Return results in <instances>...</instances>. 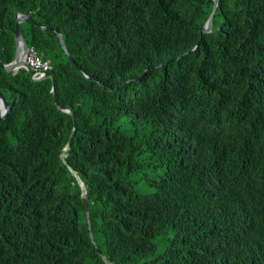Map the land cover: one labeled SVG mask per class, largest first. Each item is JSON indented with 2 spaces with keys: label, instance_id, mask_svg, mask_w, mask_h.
Masks as SVG:
<instances>
[{
  "label": "trees",
  "instance_id": "trees-1",
  "mask_svg": "<svg viewBox=\"0 0 264 264\" xmlns=\"http://www.w3.org/2000/svg\"><path fill=\"white\" fill-rule=\"evenodd\" d=\"M214 4L0 0L55 74L0 66V264H264V0Z\"/></svg>",
  "mask_w": 264,
  "mask_h": 264
},
{
  "label": "water",
  "instance_id": "water-1",
  "mask_svg": "<svg viewBox=\"0 0 264 264\" xmlns=\"http://www.w3.org/2000/svg\"><path fill=\"white\" fill-rule=\"evenodd\" d=\"M219 1L220 0H215V4H214V7H213L211 14H210L209 18L207 19L206 23L201 28L202 31L210 32L213 30V24H214L213 20H214V16H215ZM22 23L38 24L45 31H51L52 30L50 27H47V26L39 23L31 14L17 10L16 11V29H15V33H14L15 41H16V54H15L14 59L8 63H5L2 60V58L0 57V66L2 68H4L7 72L13 73V74H16L19 69L24 68V69L28 70V72L30 73V75L34 81L45 80L49 77L54 79L55 74L53 71L47 72L42 77H36L34 75V71H33L32 66L26 60L27 54L29 52V45L26 42V39H25L24 34H23ZM58 36L60 38V42H61V45H62L64 51L68 55V58L71 61L75 62V59L73 58L72 54L69 52V50L67 48V45H66V42H65L63 35L60 32H58ZM20 54H22L24 56L23 59H21ZM54 90H55V87L53 85V88L51 90V96H53ZM58 107H59V109L70 113L72 115V117H74L72 109L70 106H68V107L58 106ZM10 110H11V105L7 99V96L3 92L0 91V119L5 120V118L9 114ZM74 132H75V128L73 127L71 134H70V137H69V140H68V143L63 148V151L61 153L62 158H65L67 156L66 151L71 148V138H72ZM69 168L72 172V175L75 176L76 181L78 182V184L81 187V198L84 201L87 220L90 223L91 220H90V213H89L87 184L77 170H75L71 166H69ZM89 227L91 228V224H89ZM90 234H91V237L93 238V233L90 232ZM94 244H95V241H94ZM104 259L108 264H114L111 260H109L105 256H104Z\"/></svg>",
  "mask_w": 264,
  "mask_h": 264
},
{
  "label": "built area",
  "instance_id": "built-area-1",
  "mask_svg": "<svg viewBox=\"0 0 264 264\" xmlns=\"http://www.w3.org/2000/svg\"><path fill=\"white\" fill-rule=\"evenodd\" d=\"M26 60L32 66L36 77H42L52 69L51 62L49 60H42L34 47H29Z\"/></svg>",
  "mask_w": 264,
  "mask_h": 264
},
{
  "label": "bare ground",
  "instance_id": "bare-ground-1",
  "mask_svg": "<svg viewBox=\"0 0 264 264\" xmlns=\"http://www.w3.org/2000/svg\"><path fill=\"white\" fill-rule=\"evenodd\" d=\"M21 55V59H23L24 58V56L22 55V54H20Z\"/></svg>",
  "mask_w": 264,
  "mask_h": 264
},
{
  "label": "clouds",
  "instance_id": "clouds-1",
  "mask_svg": "<svg viewBox=\"0 0 264 264\" xmlns=\"http://www.w3.org/2000/svg\"><path fill=\"white\" fill-rule=\"evenodd\" d=\"M29 47H30V46H29ZM50 71H51V70H50ZM50 71H49V72H50ZM87 191H88V189H87Z\"/></svg>",
  "mask_w": 264,
  "mask_h": 264
}]
</instances>
